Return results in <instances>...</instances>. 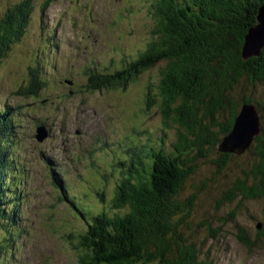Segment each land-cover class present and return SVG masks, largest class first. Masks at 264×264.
<instances>
[{
	"label": "trees",
	"instance_id": "obj_1",
	"mask_svg": "<svg viewBox=\"0 0 264 264\" xmlns=\"http://www.w3.org/2000/svg\"><path fill=\"white\" fill-rule=\"evenodd\" d=\"M55 1L45 0L43 7ZM141 1L140 10L151 21L145 48L117 71L91 78L88 87L91 92L124 90L141 71L157 68L156 90L146 94L145 103L160 112L166 130L159 144L128 148L113 161L108 173L116 182L110 199L104 190L96 191L98 207H89L91 212L69 199L86 220L85 229L76 233L79 249L86 253L82 264H212L199 258V249L182 229L197 198L182 195L196 156L213 151L215 165L223 169L237 155L219 147L247 103L257 109L260 131L247 150L252 155L249 171L240 170L224 199L231 204L264 197V100L254 95L264 85V46L259 55L243 56L245 35L257 24L264 0ZM33 4L20 0L0 15V62L26 36ZM31 70L21 92L37 96L42 82L37 69ZM16 130L13 108L7 106L0 110V231L6 234L0 243L6 248L16 237L9 228L20 214L15 207L22 180L15 176L12 152ZM263 232L264 222L256 238ZM235 237L248 250L255 244L243 226L237 225Z\"/></svg>",
	"mask_w": 264,
	"mask_h": 264
},
{
	"label": "rangeland",
	"instance_id": "obj_2",
	"mask_svg": "<svg viewBox=\"0 0 264 264\" xmlns=\"http://www.w3.org/2000/svg\"><path fill=\"white\" fill-rule=\"evenodd\" d=\"M18 1L0 0V15ZM33 1L26 36L0 62V108L12 106L21 120L15 137L18 147L13 152L27 171L26 178L21 176L22 167L21 172L16 171L22 180L20 190L27 192L18 208L20 214H16L22 216V231L12 249L1 250L0 264H82L86 253L79 249L76 233L86 222L74 214L70 217L69 205L59 200L62 196L51 184L43 157L53 159L62 171L70 198L77 195L84 201L91 189L88 207L97 208L96 191L104 190L107 199L113 193L115 176L103 174L109 171L111 158L120 157L138 137L142 145L160 143L166 130L162 117L145 103L146 94L151 96L156 90L157 68L141 71L126 85L125 93L109 95L115 99L110 103L109 96L91 92L85 85L86 68L93 67V62L107 60V67H117L122 52L134 56L142 51L151 21L140 10L141 0H56L47 8L43 7L45 0ZM45 29L53 32L55 50L51 36L42 40L46 33L41 36L40 32ZM34 69L50 87L42 89L38 97H26L21 89ZM64 79L73 80L75 86L66 87ZM263 92L264 85L254 91L261 102ZM41 123L47 137L38 142L35 130ZM232 155L223 169L215 165L218 156L213 151L191 162L194 173L182 196L197 198L182 229L199 249L200 259L212 264H264V232L256 238L264 222V197L239 198L231 204L224 199L240 170L249 171L252 161L247 150ZM237 225L255 239L251 249L237 241ZM3 236L0 231V242Z\"/></svg>",
	"mask_w": 264,
	"mask_h": 264
},
{
	"label": "water",
	"instance_id": "obj_3",
	"mask_svg": "<svg viewBox=\"0 0 264 264\" xmlns=\"http://www.w3.org/2000/svg\"><path fill=\"white\" fill-rule=\"evenodd\" d=\"M264 46V5L258 10L257 24L245 35L243 56L259 55ZM259 118L252 104L244 103L234 120L232 130L223 139L219 150L237 155L249 148L252 139L259 134ZM41 139L45 134L41 133ZM259 228V227H258Z\"/></svg>",
	"mask_w": 264,
	"mask_h": 264
},
{
	"label": "bare ground",
	"instance_id": "obj_4",
	"mask_svg": "<svg viewBox=\"0 0 264 264\" xmlns=\"http://www.w3.org/2000/svg\"><path fill=\"white\" fill-rule=\"evenodd\" d=\"M100 64H101V63L97 64L96 66H98V65H100ZM259 129H260V124H259ZM252 141H253V139H252ZM252 141H251V142H252ZM246 150H248V149H246ZM246 150H245V151H246ZM83 191H84V190H83ZM83 191H82V193H83ZM84 194H85V192H84Z\"/></svg>",
	"mask_w": 264,
	"mask_h": 264
}]
</instances>
